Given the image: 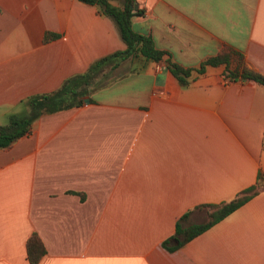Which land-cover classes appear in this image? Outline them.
<instances>
[{
    "label": "crops",
    "instance_id": "crops-1",
    "mask_svg": "<svg viewBox=\"0 0 264 264\" xmlns=\"http://www.w3.org/2000/svg\"><path fill=\"white\" fill-rule=\"evenodd\" d=\"M120 5L122 0H109ZM131 27L162 59L102 65L78 105L41 112L0 147V264H264V87L204 64L224 46L264 74V0H135ZM124 47L80 0H0V124ZM190 66L181 84L165 58ZM157 64L159 65L156 68ZM234 66V61L228 63ZM257 191L173 249L178 217ZM79 191L83 193L80 197ZM35 231L44 253L26 258Z\"/></svg>",
    "mask_w": 264,
    "mask_h": 264
},
{
    "label": "trees",
    "instance_id": "trees-1",
    "mask_svg": "<svg viewBox=\"0 0 264 264\" xmlns=\"http://www.w3.org/2000/svg\"><path fill=\"white\" fill-rule=\"evenodd\" d=\"M80 1L94 4L99 11L112 19L124 42V47L93 60L84 72L64 78L56 88L48 92L30 94L24 97L21 100L24 106L23 111L8 114L7 121L0 124V147L8 146L13 140L25 134L29 129L31 120L41 112L55 111L78 105L86 93L88 81L102 65L115 66L121 59L137 52L155 61L162 59L165 52L154 46L150 35L136 31L131 27V16L142 12L140 8L133 7L135 0H122L120 5L112 4L109 0ZM164 60L166 67L177 78L178 82L181 84L186 83V77L192 67L182 66L169 57ZM232 60L234 66L229 67L228 63ZM218 63L225 64L223 75L228 79L253 80L264 87V74L245 67L242 54L228 46H224L214 55L207 56L196 70L201 71L204 64L215 65ZM260 179L258 173L255 183L242 188L227 201L194 205L192 209H202L204 211V217L201 221L183 223L190 211L186 210L174 223L172 236L177 238V243L173 246H167L168 239L166 238L161 241V245L171 250L178 243H182L202 231L254 194L258 189ZM73 192L79 193L80 197L83 196L82 192ZM43 253L44 246L40 237L35 231L31 232L25 240L26 258L29 262L35 263Z\"/></svg>",
    "mask_w": 264,
    "mask_h": 264
},
{
    "label": "built area",
    "instance_id": "built-area-1",
    "mask_svg": "<svg viewBox=\"0 0 264 264\" xmlns=\"http://www.w3.org/2000/svg\"><path fill=\"white\" fill-rule=\"evenodd\" d=\"M158 67H159V65L157 64L156 68H158Z\"/></svg>",
    "mask_w": 264,
    "mask_h": 264
},
{
    "label": "water",
    "instance_id": "water-1",
    "mask_svg": "<svg viewBox=\"0 0 264 264\" xmlns=\"http://www.w3.org/2000/svg\"><path fill=\"white\" fill-rule=\"evenodd\" d=\"M133 6H135V4H133Z\"/></svg>",
    "mask_w": 264,
    "mask_h": 264
}]
</instances>
